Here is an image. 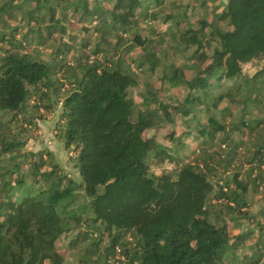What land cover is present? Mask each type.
<instances>
[{"label": "trees", "instance_id": "16d2710c", "mask_svg": "<svg viewBox=\"0 0 264 264\" xmlns=\"http://www.w3.org/2000/svg\"><path fill=\"white\" fill-rule=\"evenodd\" d=\"M16 13L21 39L20 25L0 33V264H69L72 251L73 264H264V208L248 211L249 192L264 195V0H0V24ZM68 16L103 43L83 39L68 60ZM136 48V69L159 72L140 103L123 61ZM61 89L58 137L81 182L13 131L36 128L29 99L49 113ZM186 138L199 148L178 158ZM240 220L258 229L249 247L253 230L231 235Z\"/></svg>", "mask_w": 264, "mask_h": 264}, {"label": "rangeland", "instance_id": "374dc122", "mask_svg": "<svg viewBox=\"0 0 264 264\" xmlns=\"http://www.w3.org/2000/svg\"><path fill=\"white\" fill-rule=\"evenodd\" d=\"M184 4H187L188 1L190 0H179ZM223 2H225L226 0H222ZM200 11L196 10V11H190V18L192 21H195L201 14H199ZM70 14V13H69ZM58 16H61V14L59 13ZM19 14L16 13V20H10L8 21L6 24H4V22H1L0 24V33H9L11 32V30L16 27L17 25L23 26L24 28L22 30L19 31L18 35L16 36V40L19 41L21 39V35L23 33L26 32V28L24 26V24H21L19 22ZM94 23H89L87 22L85 25H93ZM7 25V26H6ZM65 25L67 26V32L66 35L64 37L65 41L68 40V36L70 35H75L77 37V40L75 42L76 48L77 50H75V53L71 54V56H68V60L72 59V56L78 57L81 53V47H80V43L83 42V39L90 41V47L91 49H93V47L95 46V44H97L98 42H101L99 38H97L94 34H92L91 32H89L88 34L83 33L79 27L80 25H77L74 21L71 20L70 16L67 17V19L65 20ZM75 25L77 28H75ZM154 26L158 29V30H164L166 28V26L164 24H161V22L159 23H154ZM78 30L77 32H75V30ZM143 29V34H145L147 32V30L145 29V27L142 28ZM106 41L108 42V44H103L108 50H110V48L112 47V45L115 43V39L113 37H109L106 39ZM103 43V41L101 42ZM8 45L6 43H3L0 45V51L1 49H5ZM164 49L167 47L166 43L163 45ZM29 51L34 50L33 52L37 53V55L40 57V59L42 61H50L52 58L51 56V49L49 47H44V48H34V46L32 45L31 47L28 48ZM140 48H136L133 52H131L126 58H124L123 61H125V65L129 66L134 72H136V74L138 75V77H140L139 80V86L132 89L130 92V97L136 102V103H140L141 99H140V95L144 92L145 87L147 84H152L154 82H156V78L159 76V72H155L154 75H150L149 73H147V71L145 72H141L139 70L136 69V65L137 63H132L133 60H136L138 58H142L141 57V52H140ZM106 56H110L113 57L114 55L112 54V51L106 52L105 53ZM98 61H103L104 60V56L102 57H98L97 58ZM143 74V75H142ZM227 85V82H223L221 83L222 89H224V87ZM66 86L63 87V89H65ZM65 91H62L61 89V93L59 94L58 97L51 95V98L49 99L50 103L53 105V110L49 113H47L44 109H40V111H36L33 109L34 105H36V99L31 98L28 100L27 104H26V113L28 115L33 116V118L35 119V123H36V128H31V129H22L20 126H14L13 127V131L15 132V134H20L21 137H23L25 139V150L28 152H32V153H37L39 151H42L44 149L49 150L52 152L54 160L57 164H59L63 170L66 173H69L70 176L77 182H81L80 176L76 170V168L74 167V164L71 162V160L69 159V153L67 151H65L63 143L61 142V140L58 137V130H57V124H58V120H59V115L61 112V104H60V97L62 98L65 95ZM263 94V93H262ZM264 95V94H263ZM264 100V99H263ZM225 104V103H224ZM222 104V105H224ZM264 108V105H263ZM182 121L180 119L177 120V124L174 127L175 130V134L176 136H178L180 133H182L185 128L183 126V124L181 123ZM154 135H158L156 134V132L154 131H148L145 134V137H152ZM233 137L238 138L239 136L237 134H233ZM158 139L162 140V135H158ZM248 139L245 138V141H247ZM166 142V141H165ZM186 146L184 148L183 152H180V154H176V157L178 158H182L183 156H192L193 152H196L198 147V143L195 141H192L191 138H186L185 140ZM245 149H242V151H240L238 158H237V162L240 165L241 163V167L243 169V171H246L247 167L244 164V160L247 157V154L245 153ZM171 165L169 164H164L163 167H170ZM160 168H156L154 171L156 173L160 172L159 171ZM233 171L229 172V177L232 175ZM244 172H243V176H244ZM250 191V190H249ZM248 199L250 201V207L248 209V211L250 213H252L253 215H258L260 210L262 208H264V195L262 193L258 194V193H253L252 191L249 192L248 194ZM261 217V218H260ZM258 215L257 219H261L262 222L264 221V218L262 216ZM238 224L240 225L239 228H232L231 229V235L235 236L239 233L245 232L247 230H253L254 233L252 235V237L250 239H248L245 244L244 247H249L251 245H253L259 235L258 229L255 225V222L251 221V220H240V222H238ZM230 226L232 227V224H230ZM65 243L62 244L61 248H65ZM240 250H242V248H240ZM77 252H70L68 254V263L69 264H73L75 261V254Z\"/></svg>", "mask_w": 264, "mask_h": 264}]
</instances>
